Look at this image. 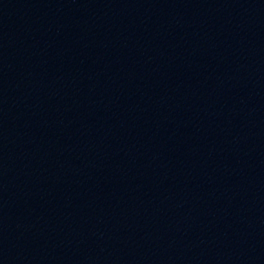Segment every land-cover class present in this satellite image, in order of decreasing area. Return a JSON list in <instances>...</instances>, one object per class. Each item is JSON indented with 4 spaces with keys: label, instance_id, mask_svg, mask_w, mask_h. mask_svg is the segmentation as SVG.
I'll return each instance as SVG.
<instances>
[{
    "label": "water",
    "instance_id": "1",
    "mask_svg": "<svg viewBox=\"0 0 264 264\" xmlns=\"http://www.w3.org/2000/svg\"><path fill=\"white\" fill-rule=\"evenodd\" d=\"M264 51V0H0V198L106 126Z\"/></svg>",
    "mask_w": 264,
    "mask_h": 264
}]
</instances>
